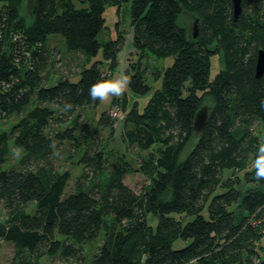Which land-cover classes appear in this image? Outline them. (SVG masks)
<instances>
[{
	"label": "trees",
	"instance_id": "16d2710c",
	"mask_svg": "<svg viewBox=\"0 0 264 264\" xmlns=\"http://www.w3.org/2000/svg\"><path fill=\"white\" fill-rule=\"evenodd\" d=\"M126 2L138 57L135 65L128 58L129 89L151 94L141 111L121 105V118L111 116L118 111L112 99L91 130L93 122L81 123L82 108L99 100L92 102L88 89L108 78L103 69L116 68L124 43L118 29L115 39H99L104 8ZM21 3L0 0V124L14 118L0 126V239L12 244L17 264H39L43 256L80 259L83 246L98 238L90 264L261 259L264 179L255 178L252 163L264 143V74L254 76L257 51H264V0H241L236 19L231 0H34L30 23L20 15ZM182 12L197 16L195 38L178 25ZM51 35L88 64L77 81L65 76L51 84L58 53ZM216 51L224 65L210 78ZM146 53L173 58L156 74L159 88L145 82ZM203 98L212 101L206 126L180 159ZM65 102L72 105L67 112ZM119 122L124 143L139 151L133 170L147 181L139 193L123 183L131 165L120 156L109 169L95 133ZM64 145L66 158L76 154L80 166L70 192V172L55 164ZM11 148L19 153L14 164L7 163ZM176 240L188 243L173 249Z\"/></svg>",
	"mask_w": 264,
	"mask_h": 264
},
{
	"label": "rangeland",
	"instance_id": "374dc122",
	"mask_svg": "<svg viewBox=\"0 0 264 264\" xmlns=\"http://www.w3.org/2000/svg\"><path fill=\"white\" fill-rule=\"evenodd\" d=\"M34 0H22L21 6H20V15L22 19L25 21V23H30L32 19L31 9L33 6ZM130 3L126 2L122 4L119 9L112 5H106L103 12V18H104V27L101 30V33L99 35V39L105 40V39H115L116 37V29L121 31V33L124 35V43L121 47V49L117 53V61L118 65L112 72H108L106 69V72H104L103 76L108 77L107 79L115 78L121 71L126 72L128 67V58L131 64L136 63L138 57L135 55L132 47V32L130 30V10H129ZM197 16L195 14L185 13L182 12L177 20L178 25L183 28L188 36H191V33L193 34V25L194 21L196 20ZM50 44L51 46H56L57 54L55 55L54 59L52 60V64L49 68V73L53 74V80L51 82L54 83L57 79L62 77H69L70 81L75 82L78 79V70L79 68H82L84 66H88V64L85 63V61L80 58V56L71 55L69 54H75L73 51L67 50V48L64 45L63 39L59 35H51L49 36ZM100 53L97 54V56L94 59H100ZM92 59V60H94ZM91 60V61H92ZM85 63V64H84ZM173 63L172 57L167 58H156L153 55L146 53L143 55V58L141 59L140 66L143 70V76L145 79L146 84L152 86L153 88L160 86V78L156 77L157 72L162 73L163 70H165L167 67L171 66ZM84 65V66H83ZM223 55L222 53L216 51V54L211 56L210 58V78H213V76L223 67ZM149 93V92H148ZM151 94V92H150ZM150 94L145 95H139L136 93H133L129 87L124 95L120 97H113L117 100L118 104L113 105L117 107L120 114H123L121 110L123 106L126 105V109H130L133 104H136L137 110L141 111L144 107V105L147 102V99ZM123 98H126V102L123 103ZM99 101V104L95 108L91 107H83V118L81 120V123H84L85 121L93 122L91 126H88L89 129L93 130L96 127V122L102 112H105L112 101ZM206 105L211 107L212 101L209 98H203L200 106ZM81 118V117H80ZM14 118H8L5 122H2L0 126L2 129H6L7 126L12 123ZM118 120V119H117ZM119 121V120H118ZM117 121V122H118ZM60 126L59 128H62ZM58 127H52L51 131L56 130ZM96 136L100 138L101 147H103L105 154L108 155L109 158V169L112 168L113 164L115 163V158H118L122 156V158L131 165V171H128L124 175L123 183L126 184L130 189L134 190L135 192L139 193L141 190V187L146 184V179L143 177L140 173L135 172L133 169L137 168L138 159L137 156L139 154V151L137 148L131 146L128 147L126 143H124L122 137H121V124L120 122L112 127V131L110 130V127L101 128L99 130L95 131ZM195 139L191 138L189 142L184 147L183 151L180 154V159H183L188 152L190 151L191 147L194 145ZM67 146L64 145L63 149H59V153L56 154L55 158V164L56 168H58L60 171L67 170L70 172V181L68 182L66 191L70 192L73 185V180L76 178L80 171V166L77 163L78 156L75 154L74 156H71V159L66 158V155L68 153ZM19 157L15 151L11 148L10 153L8 155V161L7 163L14 164L15 160ZM6 163V164H7ZM226 172V171H225ZM224 172V174H225ZM65 191V193H66ZM33 204L30 205L32 208ZM29 210L28 212H30ZM3 217V208L0 202V219ZM148 224L152 227L155 226L156 219L152 215H148L147 217ZM188 241L183 240H176L172 243L173 249H179L187 245ZM99 244V238L87 242L83 246V255L80 259H66L61 260L58 257H48L43 256L39 260V264H90L91 258L93 254L95 253L96 247ZM264 258V250L262 251V257ZM0 264H17V260L14 257L13 252V246L12 244L5 242L0 239Z\"/></svg>",
	"mask_w": 264,
	"mask_h": 264
},
{
	"label": "clouds",
	"instance_id": "9594fccd",
	"mask_svg": "<svg viewBox=\"0 0 264 264\" xmlns=\"http://www.w3.org/2000/svg\"><path fill=\"white\" fill-rule=\"evenodd\" d=\"M131 83V77L126 72L121 71L115 78L98 79L90 85L88 89L89 99L92 102L110 101L113 97H120L125 94ZM72 105L65 102L64 111L71 110ZM19 155V153H17ZM254 176L256 179H264V143L257 145L256 155L252 163Z\"/></svg>",
	"mask_w": 264,
	"mask_h": 264
},
{
	"label": "water",
	"instance_id": "95a60500",
	"mask_svg": "<svg viewBox=\"0 0 264 264\" xmlns=\"http://www.w3.org/2000/svg\"><path fill=\"white\" fill-rule=\"evenodd\" d=\"M232 2V8H233V18L236 19L240 13V2L241 0H231ZM197 19L194 21L193 25V38L197 36ZM264 74V51L258 50L256 54V61H255V70H254V76L256 79H259ZM209 115V107L206 105H201L199 109L196 111L193 123H192V129H193V138H198L207 123ZM253 264H264V258L258 259Z\"/></svg>",
	"mask_w": 264,
	"mask_h": 264
},
{
	"label": "built area",
	"instance_id": "2783aa9c",
	"mask_svg": "<svg viewBox=\"0 0 264 264\" xmlns=\"http://www.w3.org/2000/svg\"><path fill=\"white\" fill-rule=\"evenodd\" d=\"M111 116H112L113 118H118V117L121 118V115H120V113H119L118 111H117V112H116V111H115V112H112V113H111Z\"/></svg>",
	"mask_w": 264,
	"mask_h": 264
}]
</instances>
